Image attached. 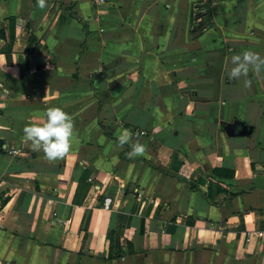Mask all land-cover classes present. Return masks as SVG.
<instances>
[{"label": "crops", "instance_id": "1", "mask_svg": "<svg viewBox=\"0 0 264 264\" xmlns=\"http://www.w3.org/2000/svg\"><path fill=\"white\" fill-rule=\"evenodd\" d=\"M245 50L264 0H0V264H264V70L227 77ZM49 107L75 126L55 163L23 133Z\"/></svg>", "mask_w": 264, "mask_h": 264}, {"label": "clouds", "instance_id": "2", "mask_svg": "<svg viewBox=\"0 0 264 264\" xmlns=\"http://www.w3.org/2000/svg\"><path fill=\"white\" fill-rule=\"evenodd\" d=\"M37 6L44 9L47 0H36ZM231 67L227 71L230 80L243 78L245 87L250 86L249 73L259 74L264 70V57L245 50L230 58ZM74 122L71 116L60 107H49L41 121L31 122L23 129L24 141L30 144L34 151L42 152L49 163L63 159L69 154L73 146ZM120 147L131 145L127 153L130 159L144 155L145 146L136 140L133 142V134L124 129L117 137Z\"/></svg>", "mask_w": 264, "mask_h": 264}, {"label": "built area", "instance_id": "3", "mask_svg": "<svg viewBox=\"0 0 264 264\" xmlns=\"http://www.w3.org/2000/svg\"><path fill=\"white\" fill-rule=\"evenodd\" d=\"M90 1V3H92V4H94V5H101L102 3H104L105 2V0H89ZM257 235H261L262 233L261 232H257L256 233Z\"/></svg>", "mask_w": 264, "mask_h": 264}, {"label": "trees", "instance_id": "4", "mask_svg": "<svg viewBox=\"0 0 264 264\" xmlns=\"http://www.w3.org/2000/svg\"><path fill=\"white\" fill-rule=\"evenodd\" d=\"M4 201L2 200L0 203H3Z\"/></svg>", "mask_w": 264, "mask_h": 264}]
</instances>
